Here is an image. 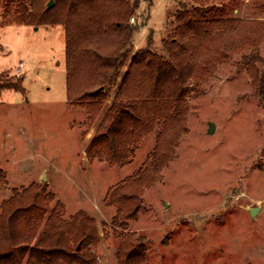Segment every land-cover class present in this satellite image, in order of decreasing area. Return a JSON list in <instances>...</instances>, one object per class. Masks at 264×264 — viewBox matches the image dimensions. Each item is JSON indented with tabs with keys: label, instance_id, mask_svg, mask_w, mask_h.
Segmentation results:
<instances>
[{
	"label": "rangeland",
	"instance_id": "374dc122",
	"mask_svg": "<svg viewBox=\"0 0 264 264\" xmlns=\"http://www.w3.org/2000/svg\"><path fill=\"white\" fill-rule=\"evenodd\" d=\"M127 1L139 3L128 20L132 54L110 98L94 110L68 99L65 27L16 25L0 12V85L24 88L0 91V211L15 193L35 189L48 211L39 232L55 210L69 225L87 217L97 238L72 246L93 256V264H120L115 219L144 238L146 264H264V93L243 61L252 49L246 34L208 79L199 72L188 81L186 133L153 183L132 180L153 162L161 125L141 138L124 165L88 154L133 56L150 48L168 58L165 42L183 7L199 8L214 24L264 23V0ZM20 62L25 66L17 74ZM126 186L140 205L132 219L116 218L131 204L122 199Z\"/></svg>",
	"mask_w": 264,
	"mask_h": 264
},
{
	"label": "trees",
	"instance_id": "16d2710c",
	"mask_svg": "<svg viewBox=\"0 0 264 264\" xmlns=\"http://www.w3.org/2000/svg\"><path fill=\"white\" fill-rule=\"evenodd\" d=\"M49 1L0 0L1 17L16 25L64 26L68 99L94 110V106L110 98L132 54L129 43L134 29L128 20L139 3L131 6L127 0H55L56 5L47 9ZM183 9L178 14L175 35L165 42L168 58L150 48L137 51L88 148L89 155H105L109 162L124 165L141 138L161 125L152 153L154 160L132 180L136 183H153L160 169L175 158V148L186 133L188 81L200 76L208 79L218 64L237 50L241 34H246L252 46L250 53L242 56L243 61L249 65L254 87L264 93V59L260 56L264 23L238 18L214 24L193 5ZM3 89L24 91L21 84L11 82H3L0 91ZM123 189L129 193H124L122 199L131 204L124 205L116 218L123 215L132 219L140 207L138 195L133 187ZM39 200L35 189H26L2 205L0 264H93L94 257L82 255L77 248L97 238L92 220L79 216L69 225L57 217L55 210L39 232L48 212L47 202ZM118 221L114 222L116 230L122 231L117 234L120 264H146L144 238L127 232Z\"/></svg>",
	"mask_w": 264,
	"mask_h": 264
},
{
	"label": "water",
	"instance_id": "95a60500",
	"mask_svg": "<svg viewBox=\"0 0 264 264\" xmlns=\"http://www.w3.org/2000/svg\"><path fill=\"white\" fill-rule=\"evenodd\" d=\"M54 4H55L54 0H50L48 3L47 9L53 7ZM214 130H215V124L211 123L209 133H212ZM43 180H45V179H43ZM256 212H257V209H252L250 211L251 215H253V216H255L254 214H256Z\"/></svg>",
	"mask_w": 264,
	"mask_h": 264
},
{
	"label": "built area",
	"instance_id": "2783aa9c",
	"mask_svg": "<svg viewBox=\"0 0 264 264\" xmlns=\"http://www.w3.org/2000/svg\"><path fill=\"white\" fill-rule=\"evenodd\" d=\"M24 66H25V64H23L22 62L19 63L17 71H16L17 74L22 72V69L24 68Z\"/></svg>",
	"mask_w": 264,
	"mask_h": 264
},
{
	"label": "crops",
	"instance_id": "0c3cea01",
	"mask_svg": "<svg viewBox=\"0 0 264 264\" xmlns=\"http://www.w3.org/2000/svg\"><path fill=\"white\" fill-rule=\"evenodd\" d=\"M37 29V28H36Z\"/></svg>",
	"mask_w": 264,
	"mask_h": 264
}]
</instances>
